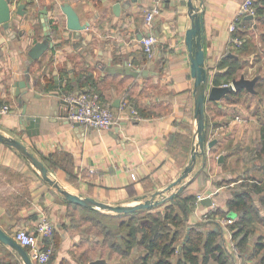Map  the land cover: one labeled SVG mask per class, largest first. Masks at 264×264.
<instances>
[{
    "label": "crops",
    "instance_id": "0c3cea01",
    "mask_svg": "<svg viewBox=\"0 0 264 264\" xmlns=\"http://www.w3.org/2000/svg\"><path fill=\"white\" fill-rule=\"evenodd\" d=\"M66 1L72 3L83 23H89L78 34L73 32L72 35L67 28V16L61 9V4ZM243 1L193 0V4L200 8L203 16V47L210 86L216 85L213 82L215 75L226 69L221 65L223 57L233 53L231 57L243 61L241 75L251 79L259 77L256 92L245 89L243 96L264 101V93L260 96V90L264 92V85H260L264 82V14L248 19L252 22H241L240 27L247 31L244 38L246 49L239 50L231 45L230 25L235 22ZM117 2H121L118 14L114 10ZM22 3L25 4L23 16L17 14ZM155 4L156 0H12L15 25L9 32L0 25V103L11 106L10 112L0 115V127L3 128L0 130L21 139L40 159L53 152H66L76 178L68 181L72 192L111 204H135L138 199L150 197L174 182L191 160L192 153L183 168L177 161L176 150L178 147L190 148L197 136L195 78L186 43V34L193 21L192 9L189 0H164L149 26L145 22L146 13ZM44 8L48 10L55 45L39 59L30 61L28 50L45 38L41 12ZM150 34L156 37L152 57L146 54L143 42ZM132 70H140V74L134 76ZM82 74L91 77L88 83L79 82ZM29 82L33 88L25 95L26 110L19 97L27 90ZM89 89L98 93L101 100L112 108L115 123L111 127L77 126L64 115L69 111V105L61 102L64 96ZM243 96L237 102H229L225 96L215 102L222 107L223 102L240 103ZM117 99L120 100L119 107L115 105ZM135 105L138 109H152L157 115L136 118L132 112ZM229 122L228 118L224 122H213L211 126L225 130ZM262 126L258 130L260 139ZM232 135L225 136V140L223 138L219 143L230 141ZM2 145L5 146L0 148V163L16 167L22 162L16 149L5 143ZM232 154H221L224 160L220 162L218 158V162L226 165ZM59 174L68 177L66 173ZM13 188L20 193L19 186ZM26 188L31 195L27 198L30 204L16 213V219L8 222L0 219V226L14 236L20 228L33 230L42 215H46L42 208H49L55 216H63L56 228L60 230V242L48 264H89L96 259H103L104 264H142L143 251L139 245L125 255L111 252L100 243L90 245V236H82L83 232L89 234L87 228L74 234L63 230L66 206L51 202V191L38 178L34 177ZM184 188L197 197L201 188L209 189L203 195L210 197L213 204L195 202V209L171 258L172 264H178L183 245L190 237L191 226L198 222L205 230L215 228L221 232V239L231 253L232 264H235V253L239 258L243 257L241 264H253L255 257L251 252L257 240L250 242L249 251L244 253L238 252L232 241L230 223L227 222L228 202L233 196L224 193L214 198L221 187L207 180H192ZM12 209L8 199L0 200L2 214H9ZM217 209L225 212L224 215L216 212ZM177 211L182 212L179 207ZM208 212H214V222L205 217ZM85 217L83 221L87 224L90 221ZM260 235L255 234V238ZM2 245L20 260L10 246Z\"/></svg>",
    "mask_w": 264,
    "mask_h": 264
},
{
    "label": "trees",
    "instance_id": "16d2710c",
    "mask_svg": "<svg viewBox=\"0 0 264 264\" xmlns=\"http://www.w3.org/2000/svg\"><path fill=\"white\" fill-rule=\"evenodd\" d=\"M255 4L257 8L256 18H258L260 15L264 14V0H258ZM241 22L245 23L252 21L245 18V16L236 21L237 29L232 32L231 45L239 50L247 48L244 39L247 31H244L240 27ZM234 38L243 40L240 46H237L233 42ZM242 64L243 61H241L240 58L231 57L227 53L221 62V65L224 67L226 66V69L222 73H217L215 75L213 80L214 84L221 85L232 81L234 78L240 77ZM90 79V76L82 74L79 82L81 84H86ZM92 84L95 86L94 83ZM260 85H264V82ZM244 93V88L233 90L225 95V99L229 102H237L242 98ZM263 93L264 92L260 90V96H263ZM2 104L5 103H0V105ZM136 105L135 109L138 111L139 116L157 115V112L152 109H138ZM209 125H211V122L208 121L206 127L207 140H210L208 133ZM261 142L264 143V125L261 129ZM42 159L49 169L58 173H66L68 181L75 177L71 170L70 157L66 152H53L47 156H43ZM257 169L260 170L261 168L259 167ZM75 179L76 178L73 180ZM256 180L257 181H255L252 186H248L249 189L236 190L234 196L228 202L230 210L228 213L229 218H232L230 215L231 213H235V217H237L234 222L229 224L232 233V241L236 246H239L242 249V253H244L249 251V243L256 239L257 241L251 252L253 257L256 256V253H260L264 250V240H262V238L264 239V234H261L258 237L259 239L255 238L257 225L259 223L264 225V215L261 214L262 206H264V194L262 195L261 193L264 190V186L260 184L262 183L260 179L256 178ZM15 197L17 200L22 198V196ZM196 199L197 195L195 193L186 192L185 188H183L173 197H170L172 204L168 205L164 214H162V212L152 213V211H150L152 208H143L130 213L118 214L102 212L104 213L102 215L108 218H121L115 224L105 223L102 219L97 220L100 222L102 230L96 232V235L103 237L102 245L111 252H119L120 254L126 255L132 252L135 246H141L143 251L141 256L142 264H151V262L154 264H172L171 258L177 250L176 245L181 237L182 230L187 225V221L195 209ZM257 200L261 206H258ZM67 201L71 205L85 208L87 211L100 213L98 210L71 203L69 200ZM177 207L181 208V213L177 211ZM142 211H146V214L138 218L137 214ZM215 211L218 213L222 212V214L224 213L219 209ZM87 218L88 221H93L95 216L91 214V216ZM203 227L201 222L191 226L190 237L183 245L182 257L178 260V264H200V262L201 264H232L231 253L221 239V232H218L215 228L205 230ZM53 238L52 235V237L43 240V245L45 247L52 246L53 248L51 259L48 263L54 258L55 240ZM99 241H97V243H100ZM260 261L264 264V254L261 255Z\"/></svg>",
    "mask_w": 264,
    "mask_h": 264
},
{
    "label": "rangeland",
    "instance_id": "374dc122",
    "mask_svg": "<svg viewBox=\"0 0 264 264\" xmlns=\"http://www.w3.org/2000/svg\"><path fill=\"white\" fill-rule=\"evenodd\" d=\"M253 71L255 72L256 69H253ZM206 107L207 122L209 121L211 122V124L216 121L224 122L229 118V127H225L224 130L223 128L218 126L214 128H212L211 125L208 126L210 140L217 138L218 144L216 143L217 146H215L214 149L209 148L206 144V152L204 154L201 153V150L198 147L197 136L195 137V139H193L190 148H177L176 153L179 155L177 157V161L183 165V168L190 160L193 147L199 152L194 170L190 173L189 177L185 179V182L189 181L190 183L192 180L194 181L196 179L200 180L201 182L205 180L214 182L215 186L221 187L220 193L216 194L214 198L221 197L224 195V193H228V197L234 196V192L236 190H243L245 188H248V186H252L254 182L257 181L256 178L260 179V182H262L260 184L264 186V143L261 142L260 132L258 131L260 129V126L262 124L264 125V122L262 123V121H264V101L258 100V98L256 97H244L240 103L231 104L223 102L222 107H218L215 101H207ZM225 113L229 114V117H224L223 114ZM0 129L3 128L0 127ZM0 131L5 135H12L7 134L2 130ZM231 135L233 137L232 139H230V141H227L225 143L221 142V144L219 143L223 138L225 140V136L230 137ZM2 144L3 143L0 142V148H2V146H5ZM10 148L15 150V148L13 147ZM228 152H233V154L228 156V160L226 161L227 164H220L218 162L219 156ZM20 156L23 160L18 165L16 164V167L6 165L5 163H0V200L8 199L10 202H12L11 205L13 207L12 212L9 214H2L0 212V219L7 222L10 219H16V213L26 207L25 205L30 204L27 199L29 198L30 194L26 186L31 182V180L34 179V177H36L38 178V180H41L51 191V202L64 204V206H66L67 211L64 212V219L66 222L63 230H66L69 234H74L77 230L87 228L89 234L83 232V238H88L90 236V245H96L97 241L99 240V245H101L103 237L97 236L96 232L101 231L102 226L97 220L102 219L105 223L108 222L111 224H115L120 220L121 217H117L114 219L108 218L103 216L102 214L104 213L102 212H107L109 214L118 213L98 210L100 212L98 214L93 213L92 211H86L81 207L71 205L70 203H68L67 199L61 192L52 187L43 179L41 172L37 168H35L21 154ZM259 167L261 168L260 170L257 169ZM34 170L37 171L38 174H36ZM50 174L53 178L57 179L62 184V186L69 190L72 189L70 185H68L69 182L67 178L62 177L61 174L51 169ZM14 185L16 187L19 186L20 193H17L18 191L13 188ZM180 186L181 184L176 185L174 188L166 191L164 195H157L156 198L163 201L160 204L155 205L152 209H150V211H152V213L162 212V214H164L163 212L166 211L168 205L172 204L169 196L173 193H178ZM199 192L201 193V195H203L205 193H208L209 189L205 190L201 188ZM261 194H264V190ZM15 195L22 196V198L16 200L17 198L15 197ZM256 202L258 206H261L258 200ZM42 210L45 211V214L54 224V234L52 235L54 237L53 239L55 240L56 247L60 242V230L58 231L56 228L58 222H62L63 216H55L53 211L49 212V208L48 210L42 208ZM91 214L92 216H95V219L85 224V216L88 217L91 216ZM145 214L146 211H142L137 214V217L140 218ZM219 214L224 215L222 214V212H220ZM261 214L264 215V206H262ZM206 215L207 216L205 217L211 219V222H214V219H216V217L213 216L212 212H208ZM227 223L230 222L228 221ZM210 226L212 225L210 224ZM255 234H264L263 224L259 223L257 225ZM262 240L264 239L262 238ZM2 244L3 243H0V264H25L21 263L24 262L22 258L19 257L21 260L20 261L17 257L7 252L6 247ZM86 245L88 246V244ZM236 249L238 252L242 253V249L239 246H236ZM263 254L264 250H262L260 253H256L253 264H262V261H260V257ZM234 255V263L241 264V260L243 259V257L239 258L236 253Z\"/></svg>",
    "mask_w": 264,
    "mask_h": 264
},
{
    "label": "water",
    "instance_id": "95a60500",
    "mask_svg": "<svg viewBox=\"0 0 264 264\" xmlns=\"http://www.w3.org/2000/svg\"><path fill=\"white\" fill-rule=\"evenodd\" d=\"M130 2V1H128ZM12 0H0V25H3L8 32L9 29L13 28L15 25V20L12 18V10H11ZM189 6L192 9L191 17H192V26L188 29L186 34V43L190 52L191 58V72L193 77L195 78V88H194V96H195V119L197 121V137H198V147L201 150V153L204 154L206 152V144L209 148H212L218 142L217 138L212 140H207V116H206V103L208 100L220 101L226 94L233 90L246 89L248 92L255 93V85L258 81L259 77L256 76L254 78H247L245 75H241L239 78H234L231 83L226 85H212L210 86L209 81V73L206 68L205 63V50L203 47V29L204 22L203 16L201 12H199L200 8L193 4V0H189ZM121 8V2H117L114 6L115 12L118 14L119 9ZM25 4L22 3L19 5L17 9V14L24 15L25 14ZM61 9L64 14L67 16V28L76 34L80 33L82 30L86 29L88 26V22L83 23L79 13L72 5L70 1H66L61 4ZM43 25L45 27V38L41 41L36 42L29 50L28 55L30 57V61L37 60L41 56L45 54L47 50L54 47V41L52 38V30L51 25L49 23L48 10L44 8L41 10ZM247 19H255L253 15H246ZM151 35V34H150ZM149 36V35H148ZM233 56V53L229 54ZM131 73L134 76H138L140 74V70H132ZM59 87V82L56 84V88ZM33 86L29 82L27 84V90H25L21 96L19 97V101L23 103L24 108L27 110V104L25 106L24 100L25 95L30 92ZM62 103L68 104V102L63 98L61 100ZM120 100L117 99L115 105L117 107L120 106ZM24 111V113L26 112ZM69 110V107L67 108ZM68 116V112L64 114ZM69 122H71L69 120ZM77 126H81L79 122H75ZM0 141L5 143L6 145L15 148L23 157H25L35 168H37L41 174L43 179L48 182L52 187L56 188L59 192H61L67 200L71 203L84 206L86 208H91L95 210H104V211H112L115 213H130L134 212L138 209L143 208H153L155 205L160 204L163 200L157 199V195H164L166 191L174 188L176 185L181 184L179 187L183 189L186 184L189 182H185V179L189 177L190 173L194 170V167L197 162L199 152L193 147L192 157L189 163L184 168L181 175L171 184H169L162 191H158L153 193L150 198L138 199V202L135 204H111L104 201L97 200L91 196H83L81 194H77L75 192L70 191L69 189L62 186V184L55 178H53L50 174L49 167L45 164V162L40 159L33 151H31L28 146L19 138L13 135H5L0 131ZM224 160V155H220L219 161L222 162ZM175 193L171 194L169 197H173ZM202 202L207 205H212L213 200L210 197H205L202 199ZM231 217H235V213L230 214ZM0 241L7 244L12 248L14 252H16L24 261L25 264H34L28 250L22 246L14 236L7 233L0 226ZM105 261L103 259H96L91 261L89 264H104Z\"/></svg>",
    "mask_w": 264,
    "mask_h": 264
},
{
    "label": "built area",
    "instance_id": "2783aa9c",
    "mask_svg": "<svg viewBox=\"0 0 264 264\" xmlns=\"http://www.w3.org/2000/svg\"><path fill=\"white\" fill-rule=\"evenodd\" d=\"M164 0H156L155 7L150 9L146 13L145 22L147 25L151 26L155 19L156 12L158 11L159 5ZM258 0H244L237 13V18L235 22L230 25V31L234 32L237 29L236 21L246 15H253L256 18L257 8L256 2ZM145 52L148 57H152L154 54V44L156 42V37L154 35H149L143 39ZM233 42L239 46L242 40L239 38H234ZM231 83H223L226 85ZM65 100L68 102V120L71 122H79L81 125L95 127L98 129L109 128L115 123V114L110 106L105 104L98 93L93 90H86L83 92H69L64 96ZM11 111L10 104L0 105V115L8 113ZM133 114L136 118H140L138 112L133 109ZM205 195L199 194L196 203L202 202ZM237 219L229 218L230 223ZM54 230V224L49 219L48 216L42 215L40 222L35 226L33 230H28L26 228L18 229L14 238L25 248H28V252L34 263L47 264L53 252L52 246L45 247L43 245V240L45 238L52 237Z\"/></svg>",
    "mask_w": 264,
    "mask_h": 264
}]
</instances>
